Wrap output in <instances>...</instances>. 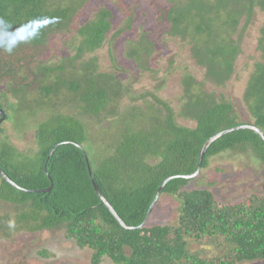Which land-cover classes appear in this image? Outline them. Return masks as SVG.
<instances>
[{
	"label": "trees",
	"instance_id": "1",
	"mask_svg": "<svg viewBox=\"0 0 264 264\" xmlns=\"http://www.w3.org/2000/svg\"><path fill=\"white\" fill-rule=\"evenodd\" d=\"M89 1L0 0V19L7 25L0 28V110L10 118L14 107L9 95L20 92V106L30 117L42 116L35 131L37 150L29 154L3 140L0 125V168L18 186L0 175V202L8 208L0 215L2 238L63 230L79 248L92 251V264L105 258L114 264H239L264 259V185L260 193L222 202L208 186L188 188L196 176L183 178L198 170L203 145L212 136L246 124L264 133V24L262 58L242 96L249 121H240L223 94L206 90L208 81L226 87L231 80L242 54L238 31L244 32L257 11H264V0H147L165 4L159 10L164 11L171 37L190 39L193 57L206 69L203 81L184 75L179 109L148 90L134 89L130 80L136 81V71L124 80L113 70L100 71L93 54L111 31V13L100 10L81 24L78 16ZM7 45L14 46L11 54L3 50ZM65 46L74 51L72 56L46 61L50 51L60 52L56 47L68 53ZM137 53L133 49L130 58ZM111 57L115 63V54ZM144 65V73H153L151 65ZM124 97L132 105L123 106ZM94 119L99 124L118 121L112 128L117 133L103 142L100 154L95 146L108 134L98 133L105 125L92 133ZM227 154L264 166L261 137L239 129L210 145L200 172L211 158ZM90 171L104 198L131 229L121 226L102 203ZM168 178L161 196L179 203L177 219L149 225V207ZM194 244L217 253L210 255V249Z\"/></svg>",
	"mask_w": 264,
	"mask_h": 264
},
{
	"label": "rangeland",
	"instance_id": "2",
	"mask_svg": "<svg viewBox=\"0 0 264 264\" xmlns=\"http://www.w3.org/2000/svg\"><path fill=\"white\" fill-rule=\"evenodd\" d=\"M164 6L165 4H151L147 0H90L80 12L78 19L83 24L93 18L98 11L109 10L111 31L103 47L93 54L98 59L100 71L113 70L122 80L136 71L134 76L136 81L130 80L134 89L148 90L168 101L174 109L177 106L179 109L181 102L178 96L182 91L181 80L184 75L190 71L197 79L203 80L205 71L192 57L190 45L179 38L171 37L170 25L163 18L164 11L159 10ZM263 24L264 11L258 10L251 25L244 32L239 29L238 32L242 33V54L238 57L235 72L227 86L219 89L211 87V84L207 85V89L214 90L217 95L223 94L225 99L234 105L240 121H249L242 96L248 77L254 69V63L260 61L257 46L259 30ZM133 42L135 46L132 45ZM67 47L65 46V49H68V53L62 50V47H56L60 52L57 54L54 50L50 51L46 61L57 62L60 57L72 56L74 51ZM144 47H147V52H143ZM133 49L138 53L131 59ZM111 53L115 54V63L112 62ZM145 63L151 65L153 73L143 72ZM115 64L122 70H114ZM21 98L20 92H12L9 95L10 104L14 108L8 112L10 118L6 115L1 124L4 130L2 139L11 142L19 151L29 154L37 150L35 131L42 116L33 114L30 117L31 112L20 106ZM152 98L150 95L149 100ZM122 101L123 106L132 105L128 97H124ZM137 105L141 106L142 102H138ZM180 120L183 124H189L182 118ZM95 121L96 119L90 121L92 133L97 132V127L105 125L98 129V133L108 134L104 141L102 138L97 141L96 154H100L99 149L103 142L117 133L112 131V128L118 121L111 124L108 122L99 124ZM229 155L211 158L209 165L196 176L188 188L208 186L217 200L222 202L239 201L251 192H262L264 166L260 162L247 161V158L239 160ZM178 207L179 203L172 197L160 196L151 211L149 225L174 223L178 216ZM7 209V206L0 202V215ZM2 237L3 234L0 233V264H92V251L79 248L74 240L65 236L63 230L16 233L9 239ZM194 246L200 250L210 249V255L217 253L214 248L207 245ZM43 252L49 255L44 256ZM101 264L114 263L111 259L105 258ZM239 264H264V259Z\"/></svg>",
	"mask_w": 264,
	"mask_h": 264
},
{
	"label": "water",
	"instance_id": "3",
	"mask_svg": "<svg viewBox=\"0 0 264 264\" xmlns=\"http://www.w3.org/2000/svg\"><path fill=\"white\" fill-rule=\"evenodd\" d=\"M0 125L3 123V121L6 119V114L4 113V111L0 110ZM239 129H250L252 131H254L255 133H257L261 139L263 140L264 142V133L259 129L257 128L256 126L254 125H239V126H236L234 128H231V129H226L214 136H212L211 138H209L205 144L203 145V148L201 150V153H200V158H199V167H198V170L192 174V175H188V176H183V178H193L195 176L198 175V173L200 172L201 170V166H202V162H203V158L205 156V153L207 151V149L210 147V145L215 141L217 140L218 138H220L222 135L224 134H227V133H230L232 131H235V130H239ZM53 153V150L51 151V154ZM45 172L46 174H48V171H47V166H45ZM0 175L1 177L7 181L8 183H10L11 185L15 186V187H18L3 171L2 169L0 168ZM90 176H91V180H92V184L94 186V189L95 191L97 192L98 196L100 197L102 203L111 211V213L114 215V217L117 219V221L120 223L121 226L125 227V228H128V229H131V227L127 226L123 221L122 219L118 216V214L115 212V210L113 209V207L110 205V203L104 198V196L102 195L98 185L95 183L93 177H92V172L90 171ZM170 178L166 179L162 185L160 186L152 204L150 205L149 207V210H148V213H147V216H149L151 214V211L153 209V207L155 206V204L157 203V201L159 200L160 196H161V193H162V189L165 185V183L169 180ZM52 185L45 191H50L51 188H52ZM27 192H32L30 190H26Z\"/></svg>",
	"mask_w": 264,
	"mask_h": 264
},
{
	"label": "flooded vegetation",
	"instance_id": "4",
	"mask_svg": "<svg viewBox=\"0 0 264 264\" xmlns=\"http://www.w3.org/2000/svg\"><path fill=\"white\" fill-rule=\"evenodd\" d=\"M259 32H260V30H259ZM174 38H179V39H181L182 41H184V42H186L187 44H188V42L190 41V39H183L182 37H180V36H175ZM260 38H261V33H260V35H259V39H258V46H257V48H258V53H259V55L261 56L260 57V59L259 60H261V58H262V52H261V47L259 46V45H261V43L259 42V40H260ZM132 45H134L135 46V42H133L132 43ZM131 46H129V48H130ZM241 49H242V46H241ZM190 50H191V48H190ZM191 55H192V53H191ZM192 57H193V55H192ZM194 58V57H193ZM195 59V58H194ZM257 61V60H256ZM196 63L199 65V66H201L203 69H204V71L206 72V69L203 67V65H200L197 61H196ZM258 63H259V61H258ZM256 65H257V62L256 63H254V66L256 67ZM205 72H204V78H205ZM187 74H189V75H192V76H194L195 77V75L194 74H192V73H190V71L187 73ZM196 78V77H195ZM182 80H183V78H182ZM181 80V81H182ZM198 81H203V80H199V79H197ZM181 84H182V82H181ZM208 84H211V87H216V88H219V89H221V88H225V86L223 85V86H219V87H217V86H215L213 83H211V82H207L206 83V90L207 91H214V90H209V89H207V85ZM226 85V84H225ZM37 116H39V114L37 115ZM41 116V115H40ZM45 116V115H44ZM43 116V117H44ZM37 127V126H36Z\"/></svg>",
	"mask_w": 264,
	"mask_h": 264
},
{
	"label": "clouds",
	"instance_id": "5",
	"mask_svg": "<svg viewBox=\"0 0 264 264\" xmlns=\"http://www.w3.org/2000/svg\"><path fill=\"white\" fill-rule=\"evenodd\" d=\"M4 27H7L6 22L3 19H0V28H4ZM3 50L8 54H11L14 50V46L12 45L4 46Z\"/></svg>",
	"mask_w": 264,
	"mask_h": 264
}]
</instances>
